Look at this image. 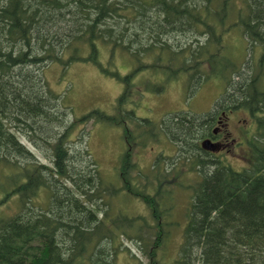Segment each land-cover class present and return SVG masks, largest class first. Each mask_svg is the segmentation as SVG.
I'll return each mask as SVG.
<instances>
[{
    "label": "trees",
    "instance_id": "obj_1",
    "mask_svg": "<svg viewBox=\"0 0 264 264\" xmlns=\"http://www.w3.org/2000/svg\"><path fill=\"white\" fill-rule=\"evenodd\" d=\"M233 28L249 49L261 48L256 70L238 68L227 56L223 36ZM98 42L112 55H130L131 73L103 66ZM86 62L123 84L113 114L94 109L76 117L43 77L50 63ZM263 69L264 0H0V163L14 173L5 197L17 195L19 204L15 215L0 219V264H118L131 245L140 254L133 252L130 264H165L160 253L174 224L175 188L167 184L174 166L166 169L159 154L144 173L133 157L139 143L161 136L176 146L180 170L195 175L170 264H264ZM142 70L163 76L160 84L144 85L155 93L182 74L190 93L209 79L220 80L224 91L207 113H171L153 123L125 107ZM239 110L255 131L249 159L234 170L199 143L216 118ZM89 121L122 130L126 148L116 184L103 177L86 141L77 150L68 144L75 127ZM20 137L42 152L44 163ZM40 190L49 196L44 208L34 200ZM124 200L143 203L148 215L126 213Z\"/></svg>",
    "mask_w": 264,
    "mask_h": 264
},
{
    "label": "rangeland",
    "instance_id": "obj_2",
    "mask_svg": "<svg viewBox=\"0 0 264 264\" xmlns=\"http://www.w3.org/2000/svg\"><path fill=\"white\" fill-rule=\"evenodd\" d=\"M223 43L226 47L227 56L238 68L246 70L258 68L262 53L261 48L255 46L249 49L248 43L239 29L233 28L225 33ZM97 46L99 61L103 66L114 68L122 75L128 74L136 66L130 55L120 51H116L112 55L110 47L102 42H98ZM43 77L48 87L59 95L62 104L72 107L76 117L85 115L94 109L106 114H113L115 101L124 89L122 83L105 75L94 64L88 62L73 63L63 67L58 63H50L45 67ZM162 80L163 76L152 75L146 70L136 72L132 78L133 83L128 89L129 99L125 107L134 109L135 116L138 118L159 123L164 116L171 113L184 112V115L207 113L213 107L214 101L224 91V84L220 80L209 79L190 93L187 74H182L177 79L168 81L163 91L159 93L150 91L149 89H153L151 85H147L149 91L144 89L145 83L160 84ZM260 87L264 88V69ZM134 101L138 102L137 106ZM224 130L223 133L227 131L230 136L224 142L223 147L215 151L211 157L230 165L234 170H241L250 157L248 142L251 140V133L253 135L255 131L254 121L246 111H237L227 116ZM83 134L86 135L82 137ZM20 140L34 152L42 163L45 162L40 150H36L24 137H20ZM149 140L144 141L142 145L139 143L134 149V161L137 162L141 170L144 173H149L152 170L154 159L159 154L166 158L163 163L166 169L170 167L171 163H173L171 167L174 166L173 171H171L173 176L170 177V182H167L168 186L173 185L175 188L172 193V216L169 218L174 224L171 227L166 248L160 253L163 263L170 264L176 256L182 240V229L186 221L185 213L191 198V191L188 186L193 183L195 175L180 170L182 166L179 162L174 161L176 146L166 138L161 136L156 141ZM85 141L103 177L116 184L118 160L126 148L122 139L121 128L110 127L93 121L76 126L68 144L72 149L77 150L84 146ZM43 149L45 150V147ZM10 169H12L10 166L0 163V219L12 217L19 210L17 195L5 197L15 187L14 173ZM34 200L37 206L44 208L49 200L48 192L46 190L38 191ZM121 209L130 214L148 215L146 206L138 201L124 200ZM131 247L132 251L121 253L118 256V264H130L134 258L132 257L134 253L140 254L134 246L131 245Z\"/></svg>",
    "mask_w": 264,
    "mask_h": 264
},
{
    "label": "flooded vegetation",
    "instance_id": "obj_3",
    "mask_svg": "<svg viewBox=\"0 0 264 264\" xmlns=\"http://www.w3.org/2000/svg\"><path fill=\"white\" fill-rule=\"evenodd\" d=\"M227 116L228 115L216 118V125L212 130V133L207 138H205L209 139L213 143L217 151L220 147H223V144H225L224 142L227 141L228 137L230 136V133L227 131L223 133L225 131L224 128L226 126ZM214 153L211 154L214 155Z\"/></svg>",
    "mask_w": 264,
    "mask_h": 264
},
{
    "label": "water",
    "instance_id": "obj_4",
    "mask_svg": "<svg viewBox=\"0 0 264 264\" xmlns=\"http://www.w3.org/2000/svg\"><path fill=\"white\" fill-rule=\"evenodd\" d=\"M200 147L205 152H214L216 151V148L214 147L213 143L209 140H204L201 142Z\"/></svg>",
    "mask_w": 264,
    "mask_h": 264
}]
</instances>
